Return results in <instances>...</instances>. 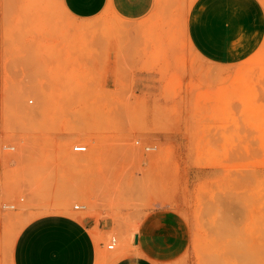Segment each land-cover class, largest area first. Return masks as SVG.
Returning <instances> with one entry per match:
<instances>
[{
  "label": "rangeland",
  "instance_id": "rangeland-1",
  "mask_svg": "<svg viewBox=\"0 0 264 264\" xmlns=\"http://www.w3.org/2000/svg\"><path fill=\"white\" fill-rule=\"evenodd\" d=\"M4 1L17 4L9 12L14 18L34 13L20 5L29 0ZM62 20L59 10L53 24L15 23L6 31L10 38H59L69 46L58 55L57 78L43 72L27 79V88L0 106L7 172L0 210L69 213L81 204L80 215L113 220L104 243L114 235L117 248L124 225L155 206H178L192 228L191 246L246 248L242 264H264V52L225 85L222 69L217 78L205 77L185 44L180 66L198 73L187 80V93L179 94L181 80L170 79L164 94H135L128 62L119 60L116 87L108 89V60L97 56V47L83 46L106 38V30ZM121 25L117 38L130 39L128 23ZM8 81L18 89L17 78ZM165 133H181L185 142L159 141ZM75 144L87 149L73 151ZM76 156L85 157L78 163ZM76 187L87 195H70ZM11 204L14 209L4 207Z\"/></svg>",
  "mask_w": 264,
  "mask_h": 264
},
{
  "label": "crops",
  "instance_id": "crops-1",
  "mask_svg": "<svg viewBox=\"0 0 264 264\" xmlns=\"http://www.w3.org/2000/svg\"><path fill=\"white\" fill-rule=\"evenodd\" d=\"M184 1L29 0L20 5L34 13L21 20L9 13L16 3L0 0V106L6 104V96L27 88V79H41L43 72L49 75L44 77L57 78L58 55L69 46L68 40L59 38L7 37L10 24L28 23L31 28L53 24L59 10L66 23H97L99 33L106 30V38L100 35L83 46L97 47V56L108 60L104 76L108 89L116 87L117 63L123 59L130 65L125 70L131 72L125 77L136 79L135 94H164L170 79L181 80L179 94H186L187 80L197 79L198 73L180 66L185 44L202 62L205 77L217 78L221 68L220 76L229 85L243 72L239 68L264 52V0ZM125 23L131 37L118 39L116 32ZM11 75L18 80L17 90L8 81ZM160 138L164 143L185 142L181 133ZM6 179L0 150V193ZM26 211L0 210V264H242L249 254L246 248L191 246L192 228L178 206L148 209L137 223L122 227L121 243L113 249H106L104 243L115 227L110 217L80 215L78 210H73L76 214Z\"/></svg>",
  "mask_w": 264,
  "mask_h": 264
},
{
  "label": "built area",
  "instance_id": "built-area-1",
  "mask_svg": "<svg viewBox=\"0 0 264 264\" xmlns=\"http://www.w3.org/2000/svg\"><path fill=\"white\" fill-rule=\"evenodd\" d=\"M150 148H152V146H146V149H150ZM72 149H73V151H76V152H83V151H85L87 149V147H86V145H83V144H77V145L72 146ZM4 207L5 208H14V205L13 204L4 205ZM73 208L75 210H80V209H83L84 206L81 205V204H75L73 206ZM116 242H117L116 236H114V235L110 236L109 239H108V242L106 244V248L107 249H113L115 247V245H116Z\"/></svg>",
  "mask_w": 264,
  "mask_h": 264
},
{
  "label": "bare ground",
  "instance_id": "bare-ground-1",
  "mask_svg": "<svg viewBox=\"0 0 264 264\" xmlns=\"http://www.w3.org/2000/svg\"><path fill=\"white\" fill-rule=\"evenodd\" d=\"M75 145H77V144H75ZM83 145H84V144H83ZM73 146H74V145H73ZM90 146H91V148L89 149L90 151L87 152V154H86L87 156H90V154H92L93 149H94V148H93V147H94L93 145H90ZM72 150H73V149H72ZM79 157L83 158V157H85V156H83V157H82V156H79ZM79 157L76 156V160H77V162H78V161L80 162V160H81ZM74 158H75V156H74ZM77 158L80 159V160H78ZM82 160H83V159H82ZM82 160H81V161H82ZM85 160H86V159H85ZM73 161H74V160H73ZM87 161H89V160H87ZM87 161H85V162H87ZM79 162H78V163H79ZM71 192H72V193H70V195L72 194V195H74V196H75V195H78V194L80 195V194H82V193L85 194V195H87V194L83 191V188H82V187H76V188H75L74 190H72ZM83 196H84V195H83ZM67 211H68L69 213H73V214L75 213V214H76V211H73V210H71V209H67Z\"/></svg>",
  "mask_w": 264,
  "mask_h": 264
}]
</instances>
